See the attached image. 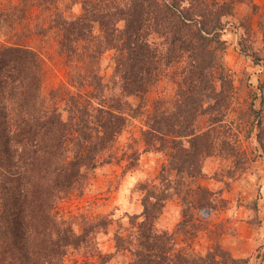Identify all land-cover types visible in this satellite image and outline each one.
I'll list each match as a JSON object with an SVG mask.
<instances>
[{
	"label": "trees",
	"instance_id": "16d2710c",
	"mask_svg": "<svg viewBox=\"0 0 264 264\" xmlns=\"http://www.w3.org/2000/svg\"><path fill=\"white\" fill-rule=\"evenodd\" d=\"M242 1H7L0 32L10 28L19 41L0 46V264H69L68 250L78 247L90 256L74 264H107L114 253L102 252L95 236L88 234L104 228L108 218L95 219L78 233L58 221L53 208L60 192L100 162L112 160L111 149L144 110L140 135L134 139L143 147L129 144L128 152L122 153L125 165L136 166L143 151L168 148L171 159L156 180L139 186L143 209L128 215L132 230L115 233V253L130 254L123 264H239L219 244L200 254L178 241L180 235L194 237L205 228L206 215L214 208L213 194L205 186L198 183L191 193L176 178L202 174L203 154L210 144L195 122L205 111V98L227 100V95L216 92L213 43L222 44L220 33L234 15L235 4ZM76 5L79 13L68 16ZM35 36L56 47L74 90L59 85L43 93V58L25 41ZM107 51H112L113 61L108 77L101 66ZM179 62L176 101L164 111L159 98L149 105L147 97L163 73L173 77L171 69ZM220 79L232 84L227 75ZM131 96L139 99L137 104L129 101ZM217 110L224 114L223 108ZM172 170L177 177L171 179ZM181 188L183 219L174 231L160 229L157 220L170 191L178 194Z\"/></svg>",
	"mask_w": 264,
	"mask_h": 264
},
{
	"label": "rangeland",
	"instance_id": "374dc122",
	"mask_svg": "<svg viewBox=\"0 0 264 264\" xmlns=\"http://www.w3.org/2000/svg\"><path fill=\"white\" fill-rule=\"evenodd\" d=\"M7 1L0 0V14ZM79 11L80 6L76 5L67 15L73 16ZM220 38L221 45L213 43L215 63L211 71L215 76L216 92L227 95V100L216 103L205 98V111L195 122L196 128L205 132V140L210 144L207 153L203 154L202 174L197 178L184 174V178H180L172 170L169 176L171 179L177 177L180 184L184 182V188L191 193L198 183L205 186L213 194L214 209L206 215L205 228L194 237L188 233L180 235L178 241L183 247L188 246L200 254H207L219 244L239 259V264H264V0H252L250 4L247 0L237 2L234 15L220 33ZM17 41L14 30L7 28L5 34L0 32V46ZM25 41L43 58V93L47 94L59 85L72 88L68 85V68L56 47L38 36ZM111 55L112 51H107L101 59L102 73L106 77L113 70ZM180 65L181 62L172 67L173 77L163 73L147 97L149 105L154 98H159L160 109L164 111L169 102L176 101V71ZM222 75H227L232 84L228 80V83L222 82ZM128 99L133 104L139 101L135 96ZM210 104L215 108L208 107ZM218 108H223V115L218 113ZM143 113L145 110L139 118L129 122L111 149L115 150L112 160L100 162L85 178L60 192L53 208L57 220L70 224L78 233L95 219L108 218L109 223L104 228H96L88 234V238L95 236L102 252L114 253L107 264H123L130 259L125 250L115 253V233L127 234L132 230L128 215L139 214L143 209L139 186L156 180L159 171L163 166L167 168L171 159L166 148L160 152L143 151L136 166L125 165L126 157L122 158V153L129 150V144L143 147L134 140L140 135L139 119L144 117ZM165 138L179 139L175 135H165ZM2 174L0 166V185ZM181 189L178 194L174 193L177 192L175 189L170 191L172 196L157 220L160 229L174 231L183 219L185 189ZM190 213L198 217V211L191 209ZM183 237L184 243L181 241ZM85 255L90 256L83 247L70 248L66 258L69 264H74V260H82Z\"/></svg>",
	"mask_w": 264,
	"mask_h": 264
},
{
	"label": "crops",
	"instance_id": "0c3cea01",
	"mask_svg": "<svg viewBox=\"0 0 264 264\" xmlns=\"http://www.w3.org/2000/svg\"><path fill=\"white\" fill-rule=\"evenodd\" d=\"M232 251H233V249L232 248H230Z\"/></svg>",
	"mask_w": 264,
	"mask_h": 264
}]
</instances>
